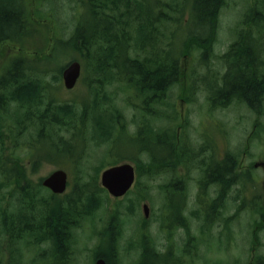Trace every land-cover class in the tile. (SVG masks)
<instances>
[{"label":"trees","instance_id":"obj_1","mask_svg":"<svg viewBox=\"0 0 264 264\" xmlns=\"http://www.w3.org/2000/svg\"><path fill=\"white\" fill-rule=\"evenodd\" d=\"M227 1L78 0L83 14L78 16L66 44L80 55L77 60L82 64V78L87 81L89 95L81 102H62L52 97L50 90H59L63 81L62 70L40 69L35 65L38 62H28L26 55L12 58L8 70L0 75V186H16L13 203L17 204L8 217L1 205V200L6 198L0 194L1 233L11 229L17 243L26 238L32 245L51 240L53 248L45 250L40 259L47 264H66L71 256L74 257L64 250L69 227H79L84 217H96L99 210L108 211L111 201L107 191L98 187L100 173L119 164L121 159H131L135 161L139 178L136 196L129 198L130 192L127 194L126 214H121V209L112 212L108 228L106 226L100 236V245L94 249V258H104L109 264H115L118 251L114 239L122 237L127 230V215L136 213V204L147 199L153 202L152 185L149 179L142 183V178L174 172L182 162L196 159V149H192L185 134L178 133V127L183 129L185 124L179 126L178 118L167 115L165 110L171 107L167 100L170 91L184 86L185 59L200 53L202 64L212 57L222 59L225 64L226 72L221 80L210 87L212 92L208 100L213 108H226L235 102L244 103L254 111L264 106V55L261 54L264 53V0H252L241 26L236 29V40L224 55L219 56L215 46L220 15ZM32 13L30 0H0V48L5 44L19 45L31 37ZM38 14L46 17L41 11ZM59 41L61 45L64 43ZM51 74L54 85L48 81ZM219 81L221 85H218ZM118 91L123 93L124 102L139 114L134 133L130 132L118 106ZM11 109L16 117L13 124L4 120V115ZM90 121L93 122L92 134L87 128ZM26 135L30 139L25 140ZM7 142L11 143V148L5 147ZM111 144H124L130 149L129 153L115 151L116 147L110 149ZM106 145H109V155L114 163L104 161L98 167L90 166L91 156L87 152ZM143 154H147V160L139 159ZM43 160L56 162L64 169L66 163L73 164V193L65 200H57L58 196L42 186L44 178L37 184L27 179L23 163L27 161L38 167ZM227 165L223 162L221 171L215 170L209 177L221 179L225 185L230 175L226 171ZM90 168L95 174L88 171ZM238 176L237 188L243 186L239 172ZM172 188V184L161 187L166 197L161 215L166 246L164 249L157 247L148 221L141 218V233L138 238L136 236L138 259L134 264H180L181 257L173 262L172 257H178V252L171 250L168 241L171 200L181 197V190L173 191ZM229 191L230 188L221 187L219 200H214L211 205L200 199L205 205L199 216L203 231L223 221L226 231L232 232L230 224L240 217L244 195L240 190L236 196L238 211L226 219L224 203ZM257 206L249 205L260 217L253 225L249 259L245 264H264V256L259 253L264 208ZM118 223L123 224V232L117 228ZM212 264L223 262L219 260ZM236 264L241 263L237 260Z\"/></svg>","mask_w":264,"mask_h":264},{"label":"rangeland","instance_id":"obj_2","mask_svg":"<svg viewBox=\"0 0 264 264\" xmlns=\"http://www.w3.org/2000/svg\"><path fill=\"white\" fill-rule=\"evenodd\" d=\"M77 1L78 0H30V8L33 11L31 17V25L33 28H30L31 37L28 38L26 42H21L19 45L5 44L0 48V75L8 70L9 63L12 61L13 57L20 58L23 55H26L28 62L34 63L37 61L38 63L35 65L39 66L40 69L44 70L49 68L56 72L59 70L63 71L68 64L77 60V57L80 55L66 44L71 36L78 16L83 14V10H81L80 6L78 7ZM251 4L252 0L227 1V5L220 15L218 43L215 46L216 55H224L229 45L236 40V29L241 26L243 17ZM40 11L42 14L45 13L44 15L46 17H41L38 14ZM185 17L188 18L189 16L185 15ZM245 28L248 27L246 26ZM186 30L187 28H184L185 33H187ZM59 40L64 41V43L61 45ZM21 51H23L24 54H22ZM261 54L262 56L264 55V53ZM207 63L202 64L200 53H196L194 56L185 59L187 73L182 82V85L184 86L174 87L170 91L167 100L171 104V107L165 108L166 114L178 118V125L180 123L181 125L185 124V128L183 129L178 127V133L182 132L185 134V138L189 140L192 149H196L197 152L201 150L209 151V149L217 150L218 147L215 146V143L218 144V141L222 136V140L227 141L229 147L234 152H237L239 160H242V154L247 153L246 166L253 169L252 164L248 163V156L257 157V159L252 161L264 160V106L260 112L254 111L246 104L239 102H235L226 108H213L208 100V97L212 92L210 87L215 85L214 83L216 81L221 80L222 75L226 72V67L222 59L216 57L210 58V61ZM56 72H53V74H56ZM53 74L48 78L51 85H54ZM83 79L84 77L76 87L71 90L66 89L64 82L61 81L59 90H50V92L53 93L52 97L62 102L72 100L78 102L83 101L89 95L87 81L85 82ZM218 85H221V81L218 82ZM117 95L120 97L118 100V106L120 107L122 115L129 125L130 132L134 133L137 129L136 124L140 118L139 114L124 102V95L121 91H118ZM10 113L11 115H9ZM10 113L4 115V120L13 124L14 119L16 118L13 117L15 112L11 109ZM108 117L109 115L107 118ZM173 121L175 120L173 119ZM172 124H175V122ZM92 126L93 122L90 121L87 126L90 134H92ZM27 139H30L28 135H26L25 140ZM124 146V144L120 146H113L111 144L110 149L116 147L115 151L121 150L126 154L129 153L128 151L130 149L127 148V146ZM5 147L11 148V143L7 142ZM77 149L80 150V147L78 146ZM7 152L6 149L5 153ZM87 154L91 156V163L89 162L90 166L98 167L104 161L114 163L111 161L112 156L109 155V145L98 149L93 147L91 151L87 152ZM21 155H24V152H22ZM197 156L198 153L196 154L194 164L196 167L193 169L191 168L187 174H185L182 169L178 168L174 172H162L156 178H148L147 176L142 178V183L147 182L149 179V184L152 185L150 196L153 202H151L150 199L142 201L139 205H135L136 213L134 215H127L125 226L127 230L124 231L122 237L114 239L118 251V257L115 260V264H134L137 261L139 252V248H137V238L141 233L140 221L142 219L148 221V228L155 239L157 247L164 249L167 239L165 238V233L163 231L161 215L163 204L166 202V197L165 193L162 192L161 187L165 184H172L173 191H179L178 187H180L183 182V175H188L190 178L188 184L189 197L192 194L195 195L197 192L198 178L200 177L201 172H199L198 169L199 159H197ZM139 159L147 160L148 156L147 154H143ZM118 163H131L137 169L135 161H132L131 159H121ZM66 164L67 165L64 167L65 170H69L71 182L68 194L71 195L74 187L71 170L73 164L70 162ZM23 165L27 179H31L34 184L40 183L42 178H45L55 170L62 168L58 163L48 162L46 160H43L38 167L33 166L32 163L27 161L23 163ZM257 166L263 167V171L261 172L262 176H264V162ZM18 168L20 169V166ZM238 169L241 178L240 180L246 184L229 191V194L225 199L224 204L226 205V208L223 214L226 219H228L234 214L235 210L238 211L239 201H237L236 196L240 193V190H243L244 201H242L243 204H241L243 205V208L241 209L240 217L234 221V224H230L231 230L233 229L232 232L228 230L226 231L225 223L219 221L215 224L214 228L209 229V227L206 232L204 230L198 235V243L201 242L203 244L200 246V250H198L197 253L200 252L202 259L199 262L194 260L192 261V264H205L207 261L212 264L219 260H221L223 264H236L237 260H239L241 264H245L249 259L248 254L254 230L253 225L260 217L259 213H256L249 207V205H258L257 208H260V206L264 208V183L261 181H251L249 177L250 174H247V172L242 168L240 169V167ZM88 171L95 174V171H92V168ZM258 173L260 172L258 171ZM101 174L102 172L98 177L99 188H103L101 185ZM138 180L139 178L137 175L136 184L133 189L130 190L129 198L136 196ZM250 181L252 183H250ZM14 189V187L8 188L4 185L0 186V194L6 198V200H1L3 208H9V212H11L10 205L16 200ZM215 191L216 190L213 188H210V190L207 191L205 197L206 201L214 198ZM47 194L49 195L48 192ZM67 196L68 195H59L57 200H65ZM126 196L116 199L108 193V198L111 201L108 206V211L99 210L96 217H84L80 221L82 227H77L75 230V233L77 234V241L74 245L76 252L74 253V257L72 258L71 256L70 261L66 264H95L96 258H94V249L100 245V236H102L104 228L106 226L108 228L110 215H112V212H116V209H121V211H123L121 214H126V205L128 203ZM103 197H105V195H103ZM189 197L187 196L188 202L186 209L189 214H192L197 208ZM146 203L150 207L149 218H145L143 212V205ZM16 204L17 203H13L12 210L16 209ZM172 218L173 217H171V219ZM201 222L196 216L194 219L193 217L191 218V235L196 237L197 226H203V223ZM171 226L173 228L177 227V223L173 222ZM220 233L222 237L220 236ZM260 236L261 244L259 245V253L264 256V229L260 232ZM8 241L9 238L7 233H1L0 229L1 264H7L9 258L7 252ZM175 242L180 246L184 244V240L180 242V236L177 234L175 235ZM47 246H49V243L43 247L39 246L40 249H37V246L28 243V238H26L24 241L20 242V264H47V261L40 259L43 258L41 256L45 250L49 251ZM179 257H181L180 260L184 262H191V260H193L190 256H185L182 253ZM49 260L51 262L53 261L51 257ZM52 264L54 263L52 262Z\"/></svg>","mask_w":264,"mask_h":264},{"label":"flooded vegetation","instance_id":"obj_3","mask_svg":"<svg viewBox=\"0 0 264 264\" xmlns=\"http://www.w3.org/2000/svg\"><path fill=\"white\" fill-rule=\"evenodd\" d=\"M260 110H257V112H260ZM189 146V145H188ZM215 146L218 147L217 150H201L198 152V156L197 159H199V165H198V169L200 172V177L198 178V182H197V192L196 194H192L189 197V176L188 175H183V182L181 183L180 187H178V189H180V193H181V197L180 199L176 200L174 198H172L171 200V204H172V219H171V224L177 223V227H172L171 226V233H170V237L169 240L170 241V245H171V250L175 253H177L178 257H172L173 262H177L179 261V255L182 254L185 256H190L191 258H193V260H191V262H184V261H180V263H184V264H192L194 260L197 259V261L199 262L202 257L200 255V252H198V250H200V246L203 243H198L197 238L198 235H200L203 232V226H197V234L196 237L194 235L189 234V230L191 233V218L196 216L199 219V216L203 214L204 212V204L200 202V199L202 200H206L205 197L207 195V191L210 190V188H213L215 191V196L214 198H212L211 200L208 199L209 204L211 205L214 200H219L218 195H219V190L221 187H226V188H230V190H233L237 187V181H238V171H239V167L240 169L242 168L244 171L247 172V174H250V180L251 181H256V182H262L264 183V176H262V172L263 171V167L257 166L258 164L264 162V160L261 161H252L254 159H257V157H249V164H252L253 169H251L250 167L246 166V157H247V153L242 154V160H239V156L237 155V152H234L230 147H229V143L227 141H223L222 140V136L220 137L218 144L215 143ZM195 160L196 159H192L191 161H187L185 163H181L179 168L182 169L185 174H187L191 168L193 169L194 167H196L195 164ZM223 162H227V166L228 169L226 170L230 175L229 177L225 180V185H223L221 183V179H212L211 177H209V174L211 172H214L215 170L217 171H221V164ZM246 166V167H245ZM245 167V169H244ZM258 171L260 173H258ZM264 175V173H263ZM241 179V178H240ZM250 181V183H252ZM241 183L242 180H241ZM246 183H243V185H245ZM8 188L10 187H14V184L11 185H7ZM15 190V189H14ZM49 191V190H48ZM51 192V191H50ZM69 193V189H67V191H65V193H63L62 195H70ZM206 193V195H205ZM217 193V194H216ZM187 196L193 201V203L196 205V210L192 212V214H189L187 208ZM6 200V199H5ZM2 205V209H3V204L1 202ZM174 206V207H173ZM198 206V207H197ZM11 207V212H12V204L10 205ZM235 208V207H234ZM9 208L6 209L7 211V216L10 217L11 216V212H9L8 210ZM236 212V210H235ZM234 212V213H235ZM195 215V216H194ZM212 220V219H211ZM210 220V221H211ZM199 221L201 222V220L199 219ZM202 223V222H201ZM70 225V224H69ZM119 226V227H118ZM79 227H82V225H79ZM117 228L120 229V232L124 230V226L123 224L120 225V223L117 224ZM69 234H68V242L65 244V251H69L71 254H74L76 252V248H75V243L77 241V237H76V233L75 230L77 228L69 227ZM118 229V230H119ZM180 236V242L184 240V244L181 246V250H179V244H177L175 242V235ZM9 241H8V245H7V252L9 254V258L7 260V263H12L14 261H19L20 262V243H17V241L13 238V233L11 231V229L8 231L7 233ZM35 240V239H34ZM29 243V242H28ZM36 243H37V238H36ZM49 243V246H47L49 250H51L53 248V242L51 240H47V241H43L40 242L39 244L37 243V249H40L39 246H46V244ZM178 245V246H177ZM176 250V251H174ZM3 253V251H2ZM12 256V258H11ZM196 258V259H195ZM3 259V258H2ZM17 263V262H16Z\"/></svg>","mask_w":264,"mask_h":264},{"label":"water","instance_id":"obj_4","mask_svg":"<svg viewBox=\"0 0 264 264\" xmlns=\"http://www.w3.org/2000/svg\"><path fill=\"white\" fill-rule=\"evenodd\" d=\"M82 64L80 61H72L63 70L62 77L66 89L76 87L82 75ZM136 168L131 163H121L105 169L101 174V185L113 198L124 197L134 186L136 180ZM43 185L55 194H63L69 185V176L64 169L52 172L43 180ZM145 218L150 216V207L143 205ZM95 264H108L104 258L96 260Z\"/></svg>","mask_w":264,"mask_h":264}]
</instances>
